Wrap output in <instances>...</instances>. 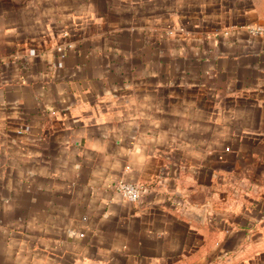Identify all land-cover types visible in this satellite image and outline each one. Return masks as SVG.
Wrapping results in <instances>:
<instances>
[{
	"label": "crops",
	"instance_id": "obj_1",
	"mask_svg": "<svg viewBox=\"0 0 264 264\" xmlns=\"http://www.w3.org/2000/svg\"><path fill=\"white\" fill-rule=\"evenodd\" d=\"M256 25L264 0H0V264H264Z\"/></svg>",
	"mask_w": 264,
	"mask_h": 264
},
{
	"label": "built area",
	"instance_id": "obj_2",
	"mask_svg": "<svg viewBox=\"0 0 264 264\" xmlns=\"http://www.w3.org/2000/svg\"><path fill=\"white\" fill-rule=\"evenodd\" d=\"M248 32L251 36H263L264 26L256 25L250 26ZM59 54L63 57V50L60 49ZM116 192L128 202H137L142 195L143 187L138 183L133 182H119L115 185Z\"/></svg>",
	"mask_w": 264,
	"mask_h": 264
}]
</instances>
